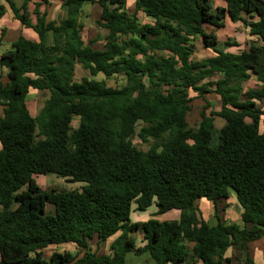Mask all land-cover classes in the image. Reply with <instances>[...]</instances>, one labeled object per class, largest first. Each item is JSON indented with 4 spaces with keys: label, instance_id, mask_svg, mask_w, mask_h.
<instances>
[{
    "label": "trees",
    "instance_id": "trees-1",
    "mask_svg": "<svg viewBox=\"0 0 264 264\" xmlns=\"http://www.w3.org/2000/svg\"><path fill=\"white\" fill-rule=\"evenodd\" d=\"M31 1L6 0L38 39L21 34L0 55L7 70L0 79V264H126L129 252H149L154 264H239L230 249L256 264L250 245L264 238V0H224L215 10L212 0H134V12L129 0H58L68 13L60 21L40 9L52 0L34 2L32 11ZM86 2L101 7L102 47L84 39ZM5 13L0 5V19ZM227 18L257 40L234 52L227 49L241 44L229 38L221 48L217 29ZM5 35L2 29L0 45ZM198 39L213 55L196 59ZM77 64L118 81L77 80ZM252 78L258 85L246 88ZM31 90L48 93L37 115L27 101ZM209 94L220 98L219 110ZM195 98L205 104L190 126ZM216 117L225 125L213 147ZM49 174L81 186L36 182ZM232 192L241 222L222 215ZM201 198L213 203L215 224L196 206ZM152 205L151 218L131 219ZM174 209L179 219L156 217ZM118 233L110 252L100 253ZM65 243L83 255L45 256Z\"/></svg>",
    "mask_w": 264,
    "mask_h": 264
},
{
    "label": "rangeland",
    "instance_id": "rangeland-1",
    "mask_svg": "<svg viewBox=\"0 0 264 264\" xmlns=\"http://www.w3.org/2000/svg\"><path fill=\"white\" fill-rule=\"evenodd\" d=\"M223 2V0H212V4H213V10H215V8L217 6H220L221 3ZM128 6L130 8V10L132 12H134L135 10V6H134V0H129L128 1ZM54 12H60L59 9L56 10L54 9ZM100 13H101V7L99 4H92L90 2H86L84 3L83 7H82V13L80 15L79 21L83 24L84 28H83V36L85 41L89 42L90 39L95 40V45L96 47H102L104 45V37L106 35V30L101 28L98 24H97V20L100 17ZM138 16L140 17L141 21L146 22L149 21V19L142 13V12H138ZM232 21L228 22L225 24V26L220 29L219 32V37L221 38V44L220 47L223 48L224 45V41L227 39H232L233 41H235L236 43H240L242 45V47H237V46H232L229 47L233 50H239L242 48H246V31H245V26L242 23L239 24H234L235 26H231ZM233 25V23H232ZM210 29V28H209ZM29 31L31 32L32 29L29 28V30L26 31L25 34H23L24 36H28V37H32L29 34ZM34 31V30H33ZM35 32V31H34ZM10 36H14L15 34H17V31L14 32H10ZM36 33V32H35ZM35 33L34 36H35ZM50 38H52V35L50 36ZM231 41V40H230ZM4 44L8 45V42H5ZM4 47L0 46V49H3ZM207 49H205L203 47V45L201 44V40L198 39L197 41V51L195 54L196 59H203L204 57L210 55V50L207 52ZM212 52V51H211ZM0 76L2 77V80L6 81L7 77H6V71L5 69H1L0 70ZM92 77L89 73L88 70L84 69L80 64H77L76 66V79L77 80H81L82 77ZM92 78H96V79H104L106 81V83L108 85H114L115 83H117L118 79L116 78H112V79H106L103 75H99L97 77H92ZM256 79L250 80L247 85L248 86H254L256 87V84L258 83ZM191 96L196 97L197 94L195 92H191ZM48 97V93L47 92H39L36 90H31L29 96H28V105L29 108L31 110V112L34 115H37L38 112L40 111L41 107L44 104L45 99ZM209 101L211 102L213 108H220V101L217 99V95L215 94H209L208 96ZM205 104L204 100L202 98H195L194 101L192 102V110L189 113L188 116V121L190 126H195L197 125V123L199 122L201 116V110L203 108V105ZM0 113H2V108H0ZM79 123V119L75 118L73 121V126L76 127ZM215 126H216V130H215V136L213 137L212 143L211 145L213 147L217 146V144L219 143V138L217 137V134L219 133L218 131L220 130V128L223 126L224 124V120H222L220 117H216V122H215ZM261 131L264 132V116L262 118L261 121ZM134 143L143 149H147L148 145L142 143L137 136L134 137ZM1 147V145H0ZM35 180L36 182L42 187L44 188H51V187H63V188H68V189H74V188H79L81 186L80 183H72V182H68L67 180L55 175V174H49L48 176H44V175H36L35 176ZM228 206L226 207V210L222 212L223 218L224 220H226L228 223L231 222H241V214L243 211L242 206L240 205V203L238 202L235 193L233 192V197H231V199L227 202ZM221 205H224L221 204ZM196 206L199 208L203 218L205 220H207V222H209L210 224H215L217 222V219L215 217V209H214V205L211 201L207 200L206 198H201L199 200L196 201ZM156 210V206L152 205L150 208L147 209V211H133L131 214V219L133 221H140L142 219H149L151 218V215L153 212H155ZM174 212V211H173ZM171 212V213H173ZM170 212L167 213L166 215L163 216H158L157 218L160 220H167L170 217L167 216H171ZM120 233H118L116 236H114L113 238H111L110 240V245L111 242L113 241L112 239H115L116 237H118ZM135 236H137L138 238V242H140V239L142 237V234L136 233ZM95 241H93L92 245L95 247ZM108 245V244H105ZM104 246V245H103ZM102 246V248H103ZM106 246H104L105 248ZM251 249H250V254H251V258L255 260L256 264H264V238L255 242H252L250 245ZM70 248V246L68 245H62V246H50L49 248L45 249V256H50L52 254L53 251L57 250V249H68ZM108 249H110V246L108 247ZM228 255H234L235 257H239L240 260L237 261L238 259H234L235 263H239V264H245L244 262V255L240 254L238 250L236 249H230L227 253ZM126 264H154V260L151 256V254L149 252L137 255L134 252H129L127 254V258H126Z\"/></svg>",
    "mask_w": 264,
    "mask_h": 264
},
{
    "label": "crops",
    "instance_id": "crops-1",
    "mask_svg": "<svg viewBox=\"0 0 264 264\" xmlns=\"http://www.w3.org/2000/svg\"><path fill=\"white\" fill-rule=\"evenodd\" d=\"M16 1V3L18 4V5H21V3H22V1L23 0H15ZM36 1H39V0H32L31 2H30V4H29V6H30V10L32 11L33 10V8H34V2H36ZM0 5H5V8H6V13H5V15L4 16H2V18L0 19V33H1V31H2V29H5L6 30V35H5V37H4V40H3V43H2V45H0V46H2V47H4L3 49H0V55L2 54V53H4L5 51H7L8 49H10V47H11V45H12V43H13V41H15L21 34H25L26 33V31L27 30H29V28L28 27H26V26H24L19 20H17L16 18H14V14H13V12L11 11V9H10V7H9V5H8V3L6 2V0H0ZM226 5V3H225V1L223 0V2L221 3V5L220 6H225ZM40 9H41V11L42 12H44V11H48V18L49 19H52V20H57V21H60V20H62V19H65L66 17H67V15H68V13H67V11H66V9L65 8H62V6H61V2L60 1H58V0H52V4H51V6H49V7H46V6H42V7H40ZM54 9H56V10H58L59 9V11L60 12H57V13H55L54 12ZM33 20L35 21V17L33 16ZM231 20L229 19V18H227L226 19V21H225V24L226 23H228V22H230ZM232 23H233V25H232ZM231 23V26H235L236 24H239V23H234V22H232ZM235 24V25H234ZM32 29V28H31ZM222 29V28H221ZM12 31H14V32H16L17 31V34H15L14 36H10V32H12ZM245 31H246V45H247V47H248V44L251 42V41H255V40H257V37L256 36H252L251 34H250V29L249 28H246L245 27ZM219 32H220V29H217V33H218V36H219ZM33 33H35L34 31H33V29H32V31L30 32L29 31V34L32 36V37H28V36H26L27 38H29V39H33V40H37L38 39V35H37V33H35V36H34V34ZM226 41V40H225ZM224 41V42H225ZM5 42H8V45H6V44H4ZM50 43H52V40L50 39ZM219 43L221 44V38L219 37ZM240 47H242V45L240 46ZM239 47V48H240ZM246 47V48H247ZM242 49H244V48H242ZM227 50H229V51H234V52H237L238 50H233V49H231V48H228ZM207 52H208V50H206ZM210 53V55H213L212 54V52L210 51L209 52ZM1 70V69H0ZM6 70V69H5ZM1 72V71H0ZM2 77L0 76V79H1ZM253 79H255V78H252L251 80H253ZM257 81V80H256ZM255 81V82H256ZM258 82V81H257ZM258 85V83L256 84V86ZM248 87H254V86H248L247 84H246V88H248ZM29 96V95H28ZM28 98V97H27ZM217 99L220 101V98L217 96ZM27 101H28V99H27ZM211 103V102H210ZM220 106H221V101H220ZM212 109H214L213 108V106H212ZM220 108H215V110H219ZM222 119V118H221ZM222 120H224V119H222ZM215 122H216V118H215ZM216 125V124H215ZM225 125V120H224V124H223V126ZM222 126V127H223ZM221 127V128H222ZM215 128H216V126H215ZM220 128V129H221ZM219 132V131H218ZM214 136H215V133H214ZM217 137H218V134H217ZM219 138V137H218ZM219 144V143H218ZM217 144V145H218ZM215 147H217V146H215ZM44 176H48V175H44ZM41 186H42V184H41ZM44 188V187H43ZM236 196V195H235ZM231 197H233V192L231 193ZM231 199V198H230ZM229 199V200H230ZM174 211V212H173ZM170 213L171 212H173V213H171L172 215L171 216H167V217H170L169 219H167V220H176V219H179V217H180V211L179 210H172V211H169ZM169 212H167V213H169ZM243 212V211H242ZM167 213H165V214H162V215H158V216H163L164 217V215H166ZM158 216H156V217H158ZM145 220H147V219H142V220H140V221H145ZM163 220V219H162ZM136 221V220H135ZM138 221V220H137ZM139 234H141V233H139ZM114 237V236H113ZM113 237H111V238H113ZM111 238L110 239H108L106 242H104V243H102L101 244V247L99 248V252L100 253H109L110 252V249H108V247L110 246V240H111ZM136 238H137V236H136ZM113 241H114V239H112ZM112 241V242H113ZM111 242V243H112ZM140 242L141 243H139L138 242V238H137V243H138V245H143V242H142V237H141V239H140ZM93 243V242H92ZM96 243V242H95ZM105 244H108V245H105ZM62 245H68V246H70V248H68V249H57V250H55V251H59V252H64V251H71L73 254H75V255H77L78 257H80V256H82L83 255V252H81L80 251V249L76 246V244H74V243H65V244H61V245H51V246H62ZM106 246L105 248H104V246ZM102 246H103V248H102ZM49 248V247H48ZM91 249H92V251H95L96 249H97V245L95 244V247L91 244ZM54 252V251H53ZM47 257V256H46ZM49 257V256H48Z\"/></svg>",
    "mask_w": 264,
    "mask_h": 264
}]
</instances>
